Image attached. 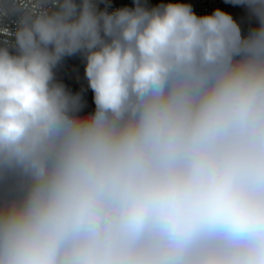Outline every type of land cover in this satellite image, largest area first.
Returning <instances> with one entry per match:
<instances>
[{"label": "clouds", "instance_id": "9594fccd", "mask_svg": "<svg viewBox=\"0 0 264 264\" xmlns=\"http://www.w3.org/2000/svg\"><path fill=\"white\" fill-rule=\"evenodd\" d=\"M231 3L246 36L183 2L0 0V264H264V0ZM76 54L87 112L54 71Z\"/></svg>", "mask_w": 264, "mask_h": 264}, {"label": "built area", "instance_id": "2783aa9c", "mask_svg": "<svg viewBox=\"0 0 264 264\" xmlns=\"http://www.w3.org/2000/svg\"><path fill=\"white\" fill-rule=\"evenodd\" d=\"M147 6L153 7L158 4L168 2H183L192 5L194 12L200 15H209L217 8L228 13L236 21L241 29L242 35H247L249 31L257 25V20L253 17L248 8L242 5H235L231 0H142ZM108 10L112 11L121 7H132L133 0H108ZM101 9L105 8L104 3H100ZM65 57L54 70L56 79L64 83L68 90L73 93H81L86 102L85 112L94 109L93 93L87 85V79L84 75L85 60L80 54Z\"/></svg>", "mask_w": 264, "mask_h": 264}, {"label": "rangeland", "instance_id": "374dc122", "mask_svg": "<svg viewBox=\"0 0 264 264\" xmlns=\"http://www.w3.org/2000/svg\"><path fill=\"white\" fill-rule=\"evenodd\" d=\"M69 60V57H67V61Z\"/></svg>", "mask_w": 264, "mask_h": 264}]
</instances>
